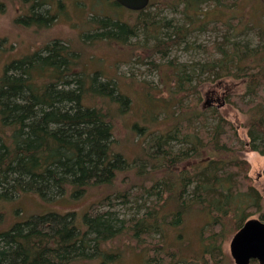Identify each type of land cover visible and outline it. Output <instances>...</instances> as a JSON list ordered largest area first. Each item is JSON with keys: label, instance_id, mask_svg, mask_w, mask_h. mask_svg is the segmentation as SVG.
<instances>
[{"label": "trees", "instance_id": "16d2710c", "mask_svg": "<svg viewBox=\"0 0 264 264\" xmlns=\"http://www.w3.org/2000/svg\"><path fill=\"white\" fill-rule=\"evenodd\" d=\"M181 3L192 22L200 19L199 0H177L176 5ZM139 19L147 34L150 25L156 31L158 25L165 28L163 36L153 34L155 50L163 56L182 42L181 29L189 26L150 16ZM98 21L101 29L86 37L121 42L137 34L129 22L110 17ZM233 29L241 30L237 25ZM230 40L231 34L215 45L219 57L199 62L190 72L199 68L217 75V104L229 96L246 114L249 141L243 143L218 107L191 104L194 99L178 105L172 128L149 133L134 163L113 141L114 113L127 106L129 97L113 79L100 80L98 72L80 69L82 55L70 44L55 40L7 63L0 75V199L24 192L64 195L69 188L81 196L90 185L108 184L119 171L136 167L144 180L128 195H117L135 198L133 217H119L111 209L87 211L82 231L74 210H50L0 229V264H71L95 257L112 261L121 251L104 243L121 235L140 247L145 264H232L225 240L254 214L264 220V195L251 180L244 155H264V45ZM4 42L0 38V46ZM183 65L175 71L176 88L191 92L196 87H185L192 74L184 73ZM246 95L251 98L245 100ZM91 98L106 104H90ZM110 201L106 196L95 205ZM191 216L203 218L201 243L185 252L181 228Z\"/></svg>", "mask_w": 264, "mask_h": 264}, {"label": "rangeland", "instance_id": "374dc122", "mask_svg": "<svg viewBox=\"0 0 264 264\" xmlns=\"http://www.w3.org/2000/svg\"><path fill=\"white\" fill-rule=\"evenodd\" d=\"M65 1L71 3V0ZM83 2H86V7L97 19L92 18L91 15L88 18L83 16L81 9ZM176 2L177 0H152L151 5L141 13H133L119 5H114L112 0H82L77 2L78 5L70 7L71 19L65 17L66 14H62L63 16L56 20L53 26L40 28L35 22L36 18H30L28 23L20 19L24 11L22 0H0V38L5 39L0 46V75L3 74L7 63L32 54L36 50H43L52 39L58 38L64 42L68 40L72 49L82 55L80 69L89 73L98 72L100 80L113 79L117 83L118 90L129 97L127 106H124L122 111L116 110L114 113L113 141L127 160L134 163L139 154L143 153V145L151 138L149 133L165 131L173 127L176 119L175 110L180 103L190 105L195 99L196 103L191 104L202 105L204 102L207 106L205 92L210 91L219 78L216 74L210 75L208 70L204 73L199 68L195 72H190V69L197 67L199 62L219 57L220 52L215 49V45L226 41L229 34L231 40L249 43L254 47L264 45V0H221V4L218 0H199L200 19L196 22H192L193 17L184 12L185 4L176 5ZM65 9H69V6L67 5ZM107 14L111 15L112 19L121 18L135 25L137 34L121 42L109 38L93 40L86 37V34L97 31L95 26L99 18ZM144 16H150L154 20H170V23L173 25L176 23L180 27L189 25L188 31L185 28L181 29L182 42L173 44L168 50L169 53L163 56L154 46L158 42L156 35L163 36L165 28L158 25L156 31L155 27L150 25V33L147 34L139 19ZM85 18L94 24H92L94 28H86ZM234 25L239 26L241 30L233 29ZM153 30L156 32H152ZM169 30L171 32L174 28ZM181 65L185 69L184 73L192 74L190 85L185 84L186 88L196 87L191 92L188 89L181 92L176 88L178 81L175 78L177 77L175 71ZM218 89L220 92V88ZM234 89L242 91L241 86ZM199 94L202 96L200 99H198ZM250 98L249 95L245 96V100ZM226 99L227 102L225 101L223 106L219 107L217 103L213 106L218 107L220 112L234 124L243 143H247L249 136L244 126L247 116L228 101L229 96ZM88 102L106 104L99 98H91ZM209 121H212L211 118ZM244 155L250 162L251 180L264 195V155L255 151L245 152ZM143 180L136 167L119 171L114 180L108 184L90 185L81 196L74 195L72 188H69L64 195L53 193L42 197L35 192H24L20 195L16 194L17 197L14 198H2L0 229L6 230L14 222L50 210L60 212L74 210L77 213L75 222L82 231L87 228L84 220L87 211L94 213L111 209L119 217H133L137 209L135 198L128 199L127 196L117 195L120 192H126L128 195L129 192L135 191ZM106 196L110 197L109 203L102 202L95 205ZM251 217L260 218V215L256 213ZM202 223V217L191 216L182 226V246L185 252L200 248L199 231ZM235 232L223 244L232 264H235V261L230 255V241ZM130 240L128 236L121 235L104 243L106 248L121 251L120 257L115 260L103 262L102 257H95L76 260L71 264H145L140 247H134V241L130 242Z\"/></svg>", "mask_w": 264, "mask_h": 264}, {"label": "flooded vegetation", "instance_id": "af4514ba", "mask_svg": "<svg viewBox=\"0 0 264 264\" xmlns=\"http://www.w3.org/2000/svg\"><path fill=\"white\" fill-rule=\"evenodd\" d=\"M22 1H23V5H24V11L22 12L20 19H22L24 22L28 23V20H30V18H36L35 22L38 24V26L40 28H44V27L51 26V25L53 26L55 24L54 22L56 20H58L60 17H62L64 14H66L65 17L67 16V17H69V19H71L72 16L70 13V7L72 5L77 4L78 1L82 2V0H71V3L68 4V3H66L65 0H22ZM112 2L114 5H119L125 10L131 11L133 13H141L143 10H145L146 8H148L151 5L152 0L149 1V4L146 7L139 9V10L130 9V8L124 6L123 4H121L120 2H118L116 0H112ZM67 5L69 6V9L66 10L65 8ZM86 6H87L86 2H83V7H81V9L84 13L83 16L88 18L89 15H91V16H93L92 18L97 19L94 17L95 14L91 13V11H89ZM103 17L112 18L108 14L107 15H101L100 18H103ZM117 20H119L120 22H123V23L124 22L128 23V21L123 20L121 18H119ZM31 21H33V20H31ZM95 21L97 22V20H95ZM74 22H72V23H74ZM98 23H99V21H98ZM98 23H97V26H95L96 27L95 29H101L100 23L99 24ZM89 24H91V25L88 26ZM92 24L93 23L88 22L85 18L84 25H86L87 29L94 28L93 27L94 24L93 25ZM73 27L74 26L72 25V28ZM55 40H58L61 43L70 44L68 42V40L64 42L58 38L52 39L51 42H54ZM212 86H213V88L210 91L205 92L206 101L212 100L211 104H209V105H213V104L215 105L217 103V101L219 100V97H220L218 85L213 84ZM202 105L205 106V103L203 102Z\"/></svg>", "mask_w": 264, "mask_h": 264}, {"label": "water", "instance_id": "95a60500", "mask_svg": "<svg viewBox=\"0 0 264 264\" xmlns=\"http://www.w3.org/2000/svg\"><path fill=\"white\" fill-rule=\"evenodd\" d=\"M124 6L139 10L146 7L150 0H116ZM212 100L206 103L211 104ZM225 100L218 103L223 106ZM207 105V106H208ZM206 105L203 107H207ZM230 255L235 264H250L257 260L264 264V220L259 217L248 218L243 225L234 233L230 241Z\"/></svg>", "mask_w": 264, "mask_h": 264}, {"label": "bare ground", "instance_id": "6f19581e", "mask_svg": "<svg viewBox=\"0 0 264 264\" xmlns=\"http://www.w3.org/2000/svg\"><path fill=\"white\" fill-rule=\"evenodd\" d=\"M110 16H111V15H110ZM230 41H231V40H230ZM126 46H127V45H126ZM87 57H88V56H87ZM111 80H112V79H111ZM175 81H176V80H175ZM112 89H113V88H112ZM117 90H118V89H117ZM140 142H141V141H140ZM112 144H113V142H112ZM115 144H116V143H115ZM115 144H114V145H115ZM139 144H140V143H139ZM118 146H119V145H118ZM118 146H117V147H118ZM118 149H119V148H118ZM133 172H134V171H133ZM134 175H135V174H134ZM135 178H136V176H135ZM113 180H114V179H113ZM65 192H66V191H65ZM0 211H1V210H0ZM182 224H184V223H182Z\"/></svg>", "mask_w": 264, "mask_h": 264}]
</instances>
